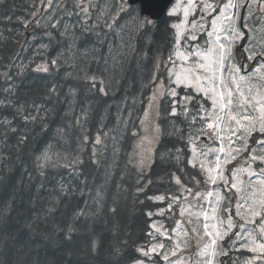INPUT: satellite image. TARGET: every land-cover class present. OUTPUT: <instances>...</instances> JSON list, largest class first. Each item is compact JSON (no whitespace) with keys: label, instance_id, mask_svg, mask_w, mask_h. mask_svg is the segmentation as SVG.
I'll list each match as a JSON object with an SVG mask.
<instances>
[{"label":"snow or ice","instance_id":"1","mask_svg":"<svg viewBox=\"0 0 264 264\" xmlns=\"http://www.w3.org/2000/svg\"><path fill=\"white\" fill-rule=\"evenodd\" d=\"M5 3L6 0H0V6ZM253 5L256 6L255 11ZM96 8L93 0H30L28 16L22 23L25 29L34 24L42 30L40 36L48 38L47 44L41 43V49L47 50L59 40L69 41L71 55L67 59L73 63L76 53L81 51L79 42L84 33L98 35V28L113 31L121 36L120 47L123 49L120 59L113 64V71L118 72L120 69L116 65L122 66L125 60L135 55L137 41L141 38L150 40L151 31L156 27L155 21L143 14L139 7H133L131 0H106L99 11ZM177 15L176 7L168 9L169 17ZM190 15L195 17L191 24ZM249 16L254 20L252 27L247 22ZM5 19L11 21L13 17L6 16ZM257 20L261 21L260 25L255 24ZM253 28H264V0H187L182 8V20L169 26V31L175 30V39L167 55L170 63V67L166 65L168 87L162 92L154 89L150 103L159 109V102L167 95L168 115H179L187 120L186 128L176 127L175 122H170L174 129L170 135L182 133L180 138L185 146L184 149L175 148V153L169 149L166 155L169 160L180 161L181 155L187 154V167L196 169V172H185L184 166L179 167L177 171L184 173L183 180L175 172L169 173L182 191L180 194L171 193L166 207L171 214L175 204L178 216L188 217L186 223L191 225L192 235L182 227L185 222L182 219H177L176 227L172 229L183 236L182 241L162 230L163 225L152 222L149 224L152 231L146 233L148 237L156 239L159 235L170 241L176 240V243L167 249L164 243L138 246L136 251L144 259L133 257L129 264H157L154 256L170 261V264H264V41L254 42ZM244 29L248 30L247 40H244ZM123 34L127 35V42ZM38 38L36 33L32 34L33 40ZM241 40H244L243 47L234 52ZM89 51L95 52V48H84V55ZM146 56V50H141L140 58ZM67 59L61 52L51 60V64L56 66L58 61L67 63ZM153 59V75L149 83L162 89L163 82H158L155 76L159 62L157 58ZM250 61H255L252 71H248ZM85 68L80 69L82 75L78 74V78L90 83L93 88L98 81L100 91L107 95L105 79L89 73ZM36 70L48 72L49 68L45 61H41ZM17 74H20L19 70ZM180 89L184 91L180 92ZM55 92L54 87L49 88L47 95ZM194 99L196 104H192ZM0 106L13 110L10 117L0 118L4 134L0 140L9 132L18 134L17 147L20 148L33 140L37 131L41 134L46 131L50 109L37 106L35 101L29 105L27 101L17 103L7 100ZM16 117L31 125L30 129L19 133L14 122ZM56 131L60 133L62 130ZM153 131L159 132V125L153 126ZM95 142L99 143V138ZM51 149V143H46L38 152L34 150V162L40 175L58 166L55 157L59 153ZM230 164L231 168L228 167ZM2 178L3 170H0ZM61 193L68 194L63 185ZM147 199L164 201L165 196L150 195ZM59 203V197L49 203L44 211L45 220L55 215ZM97 204L101 205L100 200ZM101 207L92 214L80 209L68 224H56L51 231L47 228L41 231L37 223L39 217L36 220L17 219L19 227L13 230L15 235L12 236L16 240L15 259L5 260L4 264H93L100 256L103 244L86 222L98 214ZM14 210L13 201L0 204V256L11 235L6 230ZM110 211L115 213L116 209ZM153 214L151 211L145 213L149 218ZM23 230H27V235L17 239ZM192 236H195L198 247L193 254L196 258L178 255V252L190 247ZM34 237L46 241L53 254L41 260ZM226 238H229L228 242L223 243ZM241 249L254 255L251 258L235 255ZM122 255L123 251L118 247L110 250V259L105 264H119ZM220 257L227 259L221 260Z\"/></svg>","mask_w":264,"mask_h":264},{"label":"trees","instance_id":"2","mask_svg":"<svg viewBox=\"0 0 264 264\" xmlns=\"http://www.w3.org/2000/svg\"><path fill=\"white\" fill-rule=\"evenodd\" d=\"M29 6L30 0H6V3L0 6V105L7 103V100L17 103L27 101L29 105L35 101L37 106L48 108L50 111L47 114L46 131L42 134L37 131L36 137L26 145L18 148L19 135L11 132L0 140V157L3 158L0 159V170H3V178L0 179V204L13 201L15 209L8 221L9 227L6 231L11 235L7 239V246L3 248L0 264H4L5 260L15 259L16 240L12 236L15 235L13 230L19 227L16 224L17 219L36 220L39 217L37 223L40 224L41 231L45 228L51 231L56 224H68L78 210L86 209L92 214L101 205L100 212L86 222L91 225L103 244V250L93 264H105L110 259L108 252L117 247L123 251V255L119 257V264H129L133 257L142 259L136 248L152 242V238L146 233L152 231L149 224L155 221V213L167 208L168 196L171 193L180 194L182 191L169 173L175 172L183 180L184 173L177 171L179 167L184 166L185 172H196V169L187 167V154H182L180 161L169 160L166 155L169 149L175 153V148L184 149L185 146L184 140L180 138L182 133L170 135L174 129L168 115L167 96L161 107L160 124L163 128V137L149 173L143 176L137 173L136 167L128 165L130 160L133 162L132 140L139 131L140 119L148 100V90L152 87L149 78L153 75V58L159 60L160 57H167L175 39V30L169 31V26L179 22L180 18L167 15L156 21L150 40L139 39L135 45V55L125 60L122 66L117 64L120 70L114 74L107 72L108 67L94 56L96 53H91L89 59L76 56L74 63L68 59L67 63L52 65L48 72H43L36 70L38 62L30 57L32 49L41 45L37 40H31V37L36 33L38 37L44 38L45 44L48 43V38L41 37L42 30L35 25L26 33L27 29L24 28L22 20L27 18ZM6 16H12L13 19L9 21L5 19ZM29 34L31 37L28 41L26 36ZM89 38L88 33L83 34L79 42L80 49L86 45ZM68 43L66 40L53 42L49 47L47 60L55 58L61 53L58 47L62 45L65 47ZM122 50L120 48L115 52L114 64L120 59ZM141 50L147 52L144 59L140 58ZM63 54L67 57L71 55ZM86 65L88 67L85 68ZM81 68L105 79L104 88L107 95L100 91L101 84L98 81L93 88L90 83L78 78V74L82 75ZM18 70L20 74H17ZM164 76L167 80V75ZM53 87L56 89L55 94L47 95V90ZM179 91L183 92L184 89ZM12 111L10 108L0 106V118L10 117ZM120 116L130 118L120 157L104 163L99 161L97 164L93 157H88L89 151H85V172L82 177L86 179V185L78 181L74 190H70L67 195L59 196L57 212L45 220L44 211L56 198L49 190L57 187L55 179L57 172L65 171L50 168L44 175H40L34 162V150L38 152L46 143L53 144L58 138L69 140V152L73 154L81 153L83 145L86 144L95 149L97 148L95 137L107 139L117 124L116 117ZM14 122L19 133L28 131L31 127L19 117H16ZM175 125L178 127V124ZM57 129L62 131L57 133ZM3 135L0 128V136ZM85 137L87 139H84ZM142 178L145 179L144 183H141ZM149 181L150 186H144ZM90 183L93 191L86 190ZM141 188L143 191H139ZM116 190L119 197L115 193ZM150 195H164L165 200H148L147 197ZM97 200H100L101 205L97 204ZM112 208L116 209L115 213L110 211ZM147 211L154 213L151 218L145 215ZM168 228L172 230L174 227L169 224ZM25 235L27 230H23L17 239H23ZM34 241L41 260L53 254V249L46 241L40 240L39 237H34ZM59 258L63 259L62 256Z\"/></svg>","mask_w":264,"mask_h":264},{"label":"rangeland","instance_id":"3","mask_svg":"<svg viewBox=\"0 0 264 264\" xmlns=\"http://www.w3.org/2000/svg\"><path fill=\"white\" fill-rule=\"evenodd\" d=\"M93 2L97 5L96 11H99L101 7L105 5L106 0H93ZM187 0H176L174 5L171 7H176L178 10V15L174 17H179L182 20V8L186 5ZM256 6L253 5V9L255 11ZM197 13L199 10H196ZM257 15H260L259 12L256 13ZM242 17V11L240 13ZM195 17L193 15H190L189 17V24H191L192 20ZM68 19V18H65ZM74 19V18H73ZM92 21H89L91 23ZM248 25L250 27L253 26L254 20L252 16L248 17ZM261 21L257 20L255 21L256 25H260ZM34 24H29L26 33L29 32L31 29V26ZM245 31V37L244 40L248 39V30L244 29ZM98 36L96 37L97 34H89L90 38L86 45H84L83 48H81V51L77 52L76 56L78 58H83V59H89V55L92 53H96V56L100 61L105 63V60H107V64L105 63L107 68V72L109 73H115L113 71V64L115 63L114 61V54L117 52L121 47H120V41H121V36L116 35L113 31H110L106 28H98L97 29ZM27 35V34H26ZM29 37H31V34L26 36L27 40L29 41ZM253 37H254V42L256 41H264V28L257 30L256 28H253ZM123 39L125 42H127V35L123 34ZM32 40V37H31ZM38 44L44 43V38L36 39ZM244 40H241L239 42V47L233 49L234 52H239L240 47H243L244 45ZM109 43H112V45ZM89 44V46H88ZM50 47V46H49ZM49 47L47 50L41 49L40 47H34L31 51L30 57H32L36 62L40 63L41 61H45L48 65V68L52 66L51 61L47 60L48 59V53H49ZM59 48V52L69 54L71 53L68 44H65V47L63 45ZM88 48L92 49L95 48V52H88L87 55H84L83 49ZM122 49V48H121ZM75 51V49H73ZM64 58L67 59L68 57L64 55ZM113 59V60H112ZM68 61V59H67ZM159 62V67L155 69V76L156 80L158 82L162 81L163 82V88H156L155 85L152 84V87L149 88V94H148V100L145 105L144 111L141 116V121H140V131L136 133V137H133L132 144H133V162L130 160L128 165L133 166L134 168L136 167L137 173H140L141 175H146L147 171L149 168L152 166L154 162V155H155V150L157 149L162 137H163V128L160 124L161 122V107H162V102L165 99L167 95L164 96V99L159 102L160 107L157 109V106L153 103H150V97L153 94V90L155 89L156 91H165L167 89V84L165 83L164 75L165 73H168V67H170V63L167 61V57H160L158 60ZM64 63H61L58 61V64L56 66L62 65ZM255 64V61H250L248 62V71H252V66ZM168 65V67H166ZM70 68V67H69ZM243 68H242V73H243ZM68 71H65L67 73ZM177 99H179L177 97ZM196 100L194 99L192 101V104H196ZM192 104L189 105V107L192 106ZM157 111L159 114L157 115ZM116 126L111 132V135L106 139H102L100 136L95 137L96 139L99 138V143L97 144V148L91 149L90 144L83 145L84 149L81 151V153L78 154H73L69 152V147L68 143L69 140H66L64 138H58L57 141H55L52 145V152L59 153V156L55 157L56 163L58 166L52 167L51 169L60 171L64 170V172H57L55 179H56V188H52L49 190L50 193H54L56 197L59 196H64V194L61 193V185L64 186V189L67 191V193L70 190H74L76 187V183L79 181L81 182L82 185H86L87 181L85 178H83V174L85 172V159H86V154L85 151H89L88 157L91 158L98 164L99 161L104 163L108 161H113L116 158L120 157L122 149L124 147L123 145V140H125L126 132L129 128V121L130 118L128 117L127 119L123 118L120 116L119 118L116 117ZM170 122H175V124H178V127L186 126L187 127V120L180 117L179 115L177 116H170ZM159 125V132H154L153 131V126ZM61 137V136H60ZM95 139V141H96ZM135 139V140H134ZM126 165V166H128ZM229 168L232 167L230 164L228 166ZM50 169V168H49ZM68 171V172H67ZM129 172L127 173V175ZM247 179V177H245ZM145 179H141V183H144ZM144 186L149 187L150 184L149 182H146ZM203 187V186H201ZM88 191H93L92 183L89 184L88 188L86 189ZM116 195L119 197L118 192L116 190ZM51 199V196H49ZM183 202V201H182ZM166 211L168 212L167 209H161L158 211L156 214L158 215L159 219H155L154 222L157 223L158 226L163 225L162 230H167L168 235L170 236H176L177 239L183 240V236L178 235V233L173 232L171 229H167L165 226V222L163 220H166L167 223L172 225L174 228L176 227V220L177 219H182L185 221L182 223V227L186 228L189 230V235L191 234V225L187 224L186 221L188 219L187 216L184 218H180L177 213V207L175 204H173L172 211L176 212V216L171 218V219H166L164 216L166 215ZM160 212L163 214L161 215ZM221 215H223V212L221 211ZM170 217V216H169ZM234 234V233H233ZM230 238V237H229ZM226 238L223 243H227L228 239ZM155 243H164L166 249L168 248L169 245H174L176 243V240H168L166 238L160 237L159 235H156V239H152V242L149 244H155ZM198 251L197 247V242L195 236H192V239L190 241V247L187 249L178 252V255L185 256V257H191L192 259H195L196 257L193 255ZM232 253H230L231 255ZM235 255L238 256H247V257H252L254 254L249 253L246 250L241 249L240 252H236ZM142 259H144L142 257ZM153 259L157 260V264H170L169 262H165L160 258L153 257ZM171 259H176V257H172ZM219 259L221 260H226L227 257H220ZM259 264V262H257Z\"/></svg>","mask_w":264,"mask_h":264},{"label":"water","instance_id":"4","mask_svg":"<svg viewBox=\"0 0 264 264\" xmlns=\"http://www.w3.org/2000/svg\"><path fill=\"white\" fill-rule=\"evenodd\" d=\"M174 0H131L132 6L139 5L143 14L150 16L153 20L163 18Z\"/></svg>","mask_w":264,"mask_h":264},{"label":"flooded vegetation","instance_id":"5","mask_svg":"<svg viewBox=\"0 0 264 264\" xmlns=\"http://www.w3.org/2000/svg\"><path fill=\"white\" fill-rule=\"evenodd\" d=\"M242 17H243V11H242Z\"/></svg>","mask_w":264,"mask_h":264}]
</instances>
